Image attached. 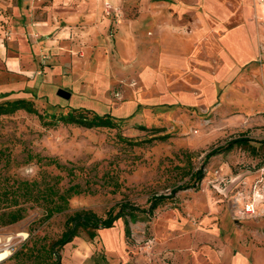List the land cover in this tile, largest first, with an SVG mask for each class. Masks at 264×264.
I'll list each match as a JSON object with an SVG mask.
<instances>
[{
  "label": "rangeland",
  "instance_id": "1",
  "mask_svg": "<svg viewBox=\"0 0 264 264\" xmlns=\"http://www.w3.org/2000/svg\"><path fill=\"white\" fill-rule=\"evenodd\" d=\"M237 29L254 41L252 61L230 47ZM263 68L264 0H0V104L31 101L44 122L76 110L117 124L0 117V192L19 182L81 190L49 220L42 203L21 197L24 218L0 221V253H10L0 264H41L29 250L59 239L75 211L106 216L122 202L148 210L154 195L167 199L151 217L140 213L130 236L122 219L94 240L82 234L62 264H221L211 253L222 242L264 264ZM249 86L261 90L252 113L242 101ZM240 137L257 155L236 147L206 160ZM200 169L199 187L179 190ZM254 186L261 198L247 215Z\"/></svg>",
  "mask_w": 264,
  "mask_h": 264
},
{
  "label": "trees",
  "instance_id": "2",
  "mask_svg": "<svg viewBox=\"0 0 264 264\" xmlns=\"http://www.w3.org/2000/svg\"><path fill=\"white\" fill-rule=\"evenodd\" d=\"M19 111L37 115L45 126H56L62 123L64 125H75L86 129H114L117 127V124L110 116H100L89 111L73 110L72 112L58 117L52 115L50 121L44 122V116L38 112L31 101L16 100L0 104V117L10 116ZM236 147L247 148L250 150L251 154L257 155V150L250 145V140L245 137H240L227 142L226 146L213 149L207 154L206 160L218 155L228 154ZM51 163L55 162L51 161ZM57 167L63 168V166L59 164H57ZM204 176L203 169L192 172V185L186 188H180L179 190L192 187L198 188ZM38 188L39 184L36 182H19L17 186H15V188L13 187L9 192L7 190L0 192V210L3 209V207L10 209L0 214V221L4 225H12L24 218L25 208L20 207L21 197L23 199L25 198L23 201L42 203L41 205H44L47 210L46 219L49 220L57 214L66 212L69 209L70 199L75 195L81 194L79 186H74L66 190L63 194L56 189L55 185L48 186L44 190ZM176 191H174V193ZM166 199L165 196L154 195L149 200L150 206L148 210H140L138 207H133L129 202H122L116 209L109 211L106 216H99L89 209L75 211L68 215L65 222V229L60 238L39 249L35 247L29 250L30 259L41 264H62L61 251L66 245L72 243L75 238L85 234L89 239L94 240L99 231L113 228L115 223L120 219H122L125 224L126 236H130V225L139 221V214L144 213L151 217L154 215L155 211L164 204Z\"/></svg>",
  "mask_w": 264,
  "mask_h": 264
},
{
  "label": "crops",
  "instance_id": "3",
  "mask_svg": "<svg viewBox=\"0 0 264 264\" xmlns=\"http://www.w3.org/2000/svg\"><path fill=\"white\" fill-rule=\"evenodd\" d=\"M20 1V0H18ZM235 36L237 38H230L231 40V49H235V52L236 54H239L241 55V59H243L242 62H245L246 61H252V59L255 58V56L257 55V51H256V46L254 44V41L252 38H246L244 41L242 40L243 39V30L242 29H237L236 32H235ZM263 78H262V81L264 83V68H263ZM248 91H252V95H246L244 94V98L242 101H245L243 102L244 106L243 107H246L247 110L245 111L246 113L251 111L254 112L256 110V108H259V101L256 100V94L258 93L259 95H261V90L259 88H255V86H249L248 88ZM245 92V91H244ZM256 92V93H255ZM263 98V97H262ZM237 100H239L238 98L234 101L235 104L234 105H237ZM247 103V104H246ZM248 180L249 178L247 177V179H244V185H247L248 186ZM217 185V184H216ZM230 185H233L232 183H230ZM239 187L238 184H236V186H234L235 189H237ZM247 189V187H246ZM245 189V190H246ZM227 190V189H226ZM227 193L225 194L226 198L228 199V203H232V199L235 198L233 197V193L231 192V194H229V190L226 191ZM213 238V240H215V236H211ZM211 240V241H213ZM215 250H216V246L214 247ZM219 251V256H217V253L216 252H212L211 253V256L213 259H216L218 260L221 264H260V262L258 260H260V258L258 256L254 257L253 256V253L249 252V253H246L245 251L240 253V254H237V255H234V254H231V250L229 249V247L226 245V243H221L220 246L218 247ZM261 261V260H260Z\"/></svg>",
  "mask_w": 264,
  "mask_h": 264
},
{
  "label": "built area",
  "instance_id": "4",
  "mask_svg": "<svg viewBox=\"0 0 264 264\" xmlns=\"http://www.w3.org/2000/svg\"><path fill=\"white\" fill-rule=\"evenodd\" d=\"M216 182H218V183L220 182L219 178H216ZM257 188H258V186H256V187L254 186V189H253V195H254L253 202L245 204V208L244 209H245V213L247 215H254L255 212H256V209H255V205H256L255 202L257 201L256 197L261 198L259 192L257 191Z\"/></svg>",
  "mask_w": 264,
  "mask_h": 264
},
{
  "label": "water",
  "instance_id": "5",
  "mask_svg": "<svg viewBox=\"0 0 264 264\" xmlns=\"http://www.w3.org/2000/svg\"><path fill=\"white\" fill-rule=\"evenodd\" d=\"M58 95L63 98V99H66V100H69L71 98V94L66 92V91H63V90H60L58 92Z\"/></svg>",
  "mask_w": 264,
  "mask_h": 264
},
{
  "label": "bare ground",
  "instance_id": "6",
  "mask_svg": "<svg viewBox=\"0 0 264 264\" xmlns=\"http://www.w3.org/2000/svg\"><path fill=\"white\" fill-rule=\"evenodd\" d=\"M9 255H10V253L8 251L0 253V261L5 260L6 258L9 257Z\"/></svg>",
  "mask_w": 264,
  "mask_h": 264
}]
</instances>
